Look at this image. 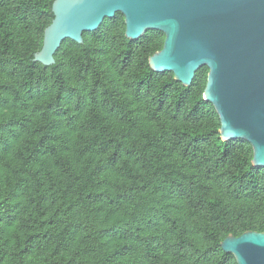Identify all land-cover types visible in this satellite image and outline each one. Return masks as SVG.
I'll list each match as a JSON object with an SVG mask.
<instances>
[{"label":"trees","instance_id":"16d2710c","mask_svg":"<svg viewBox=\"0 0 264 264\" xmlns=\"http://www.w3.org/2000/svg\"><path fill=\"white\" fill-rule=\"evenodd\" d=\"M54 0H0V264H236L220 243L264 233V167L223 141L203 99L125 37L116 13L44 66Z\"/></svg>","mask_w":264,"mask_h":264},{"label":"water","instance_id":"95a60500","mask_svg":"<svg viewBox=\"0 0 264 264\" xmlns=\"http://www.w3.org/2000/svg\"><path fill=\"white\" fill-rule=\"evenodd\" d=\"M51 11L35 62L52 65L64 41L82 43L83 33L121 13L130 40L163 33L148 60L154 72L190 86L199 68L208 69L203 99L219 117L221 139L246 141L252 165L264 167V0H54ZM220 246L236 264H264V233L228 236Z\"/></svg>","mask_w":264,"mask_h":264}]
</instances>
